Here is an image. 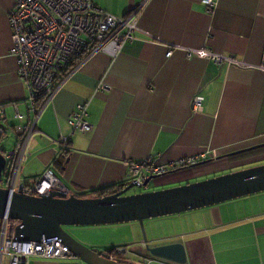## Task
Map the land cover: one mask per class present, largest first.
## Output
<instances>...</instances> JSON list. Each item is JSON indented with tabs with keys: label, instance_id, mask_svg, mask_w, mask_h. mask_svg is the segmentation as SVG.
<instances>
[{
	"label": "crops",
	"instance_id": "1",
	"mask_svg": "<svg viewBox=\"0 0 264 264\" xmlns=\"http://www.w3.org/2000/svg\"><path fill=\"white\" fill-rule=\"evenodd\" d=\"M211 1L214 10L207 14L202 0H92L114 16L135 10L134 39L115 57L88 56L43 106L15 188L31 187L50 168L68 194L94 197L99 189L118 191L129 183V162L152 159L169 166L204 152L215 156L158 176L151 191L263 165L264 146L244 160L228 154L264 144V0ZM12 6L13 0H0V106L3 127L17 144L22 138L17 131L29 126L32 114L16 57L9 54ZM199 49L241 65L201 58L194 53ZM196 94L204 98L199 113L191 110ZM79 103H87L86 133L72 132L69 124ZM61 150L68 153L62 164ZM125 225L111 228L127 235V245L117 248L138 258L140 228L137 222ZM144 228L150 247L183 244L185 264H264V192L149 219ZM28 264L87 263L31 258Z\"/></svg>",
	"mask_w": 264,
	"mask_h": 264
},
{
	"label": "built area",
	"instance_id": "2",
	"mask_svg": "<svg viewBox=\"0 0 264 264\" xmlns=\"http://www.w3.org/2000/svg\"><path fill=\"white\" fill-rule=\"evenodd\" d=\"M202 3L206 13L211 14L214 3L211 0H202ZM134 11L124 18L104 12L97 8L92 0H13V6L8 12L11 32L9 54L16 57L19 79L26 84L32 121L27 127H19L17 133L22 138L11 152L0 149L5 157L7 169L12 171L8 187L15 188L26 142L34 131L43 106L53 99L75 66L81 64L88 56L102 52L115 57L126 43L134 39L137 30ZM194 53L218 64L239 63L231 56L216 55L203 49L195 50ZM170 55L171 50L166 56ZM39 95L45 97L41 108L36 105ZM203 103V96L194 95L191 101L192 112H202ZM86 110L87 103L76 105L69 119L72 132L86 133L91 130V125L85 119ZM4 118V109L0 106V140L7 135L2 124ZM68 141L69 136L62 138V149L66 148ZM208 156L214 157L215 152H204L180 159L169 166H161L152 159L129 162V183L141 185L150 176L158 177L169 171L191 166L198 161L209 159ZM50 190L67 193L53 170L48 168L31 187L24 190V193L38 196ZM1 219L0 264H28L31 258L76 259L59 240L40 238L38 241L22 242L16 239L15 228L20 225V221L7 217ZM116 252L125 254L126 249L118 248Z\"/></svg>",
	"mask_w": 264,
	"mask_h": 264
},
{
	"label": "water",
	"instance_id": "3",
	"mask_svg": "<svg viewBox=\"0 0 264 264\" xmlns=\"http://www.w3.org/2000/svg\"><path fill=\"white\" fill-rule=\"evenodd\" d=\"M263 146L256 145L228 155ZM6 166L5 157L0 152V182ZM156 178L150 176L141 185L129 183L111 194L86 198L68 194V190L67 193L50 190L44 195L29 196L24 194L23 185L0 188V218L20 221L15 228L16 239L22 242L38 241L40 238L59 240L76 258L87 264L127 263L114 259L113 251L103 252L86 247L68 234L64 227L137 222L143 240L139 253L144 250L150 258L138 255L141 264H150L154 259L162 261L161 264H185L183 244L176 242L154 247L147 244L144 221L263 192L264 164L173 188L127 195L131 188L146 187Z\"/></svg>",
	"mask_w": 264,
	"mask_h": 264
},
{
	"label": "rangeland",
	"instance_id": "4",
	"mask_svg": "<svg viewBox=\"0 0 264 264\" xmlns=\"http://www.w3.org/2000/svg\"><path fill=\"white\" fill-rule=\"evenodd\" d=\"M16 141L17 140H16L15 134L13 132H8L7 135L0 140V149L4 152L9 153L15 148ZM229 172H227V173H229ZM4 173L8 177H10V179H9V181H7L6 179H3V176H2V181L0 182V188H6L9 184V182L11 181V178H12V175H11L12 171L10 168L6 169ZM220 175H222V174H220ZM217 176H219V175L217 174L216 176H211L207 179L217 177ZM152 189H153L152 183L150 182L146 187H133V188H131L127 192V195L149 192ZM163 217H165V216H163ZM159 218H162V217H159ZM147 221L148 220L144 221V226L146 225ZM130 223L131 222L109 224V225H100V226H66V227H64V229L72 237H75V238L77 237V239H79L80 241L85 242V240H86V242H88V243H93V244L97 245V248H90V247L86 246L85 244H83L90 249H93V250L96 249L97 251H103V252H109V251L113 250V253H115L114 255H115L116 260L120 256V257H123L122 259L125 263L138 264V263L142 262L139 258H135V257L133 258L130 255H127V253L126 254H121V253L116 254V251L118 250L117 247L127 245V242H126L127 235L122 233V232H115L114 230L111 229L114 226H124L125 224H130ZM138 227H139V224H138ZM145 234H146V237H149L148 233L146 231H145ZM140 235H141V232H140ZM125 248H131V246H128ZM150 264H157V263L154 260H152V262Z\"/></svg>",
	"mask_w": 264,
	"mask_h": 264
},
{
	"label": "trees",
	"instance_id": "5",
	"mask_svg": "<svg viewBox=\"0 0 264 264\" xmlns=\"http://www.w3.org/2000/svg\"><path fill=\"white\" fill-rule=\"evenodd\" d=\"M44 101H45V97L43 95H39L38 99H37V102H36V105H37V108H41V106L44 104ZM263 150V148H261ZM261 149H257V150H252V151H248V152H243V153H238V154H234L233 156H231L232 159H236V160H244V159H247L249 158L250 155H255L257 152L261 151ZM67 151L66 150H61L60 152V164H62V159H65L67 157ZM58 162V164H59ZM59 164V165H60ZM246 168L245 166L244 167H240L239 169H244ZM238 170V169H237ZM3 179H6L7 181L9 180V177L4 173L3 174ZM128 182H125V184L123 183L122 185H119V188L122 189L123 186H126L128 185L127 184ZM112 192H115V191H108L106 189H99L97 191L94 192V197H101V196H104V195H107V194H111ZM76 197H79V198H85V197H88L86 193H82V194H78V195H75ZM1 218H0V226H1ZM113 251V250H111Z\"/></svg>",
	"mask_w": 264,
	"mask_h": 264
},
{
	"label": "flooded vegetation",
	"instance_id": "6",
	"mask_svg": "<svg viewBox=\"0 0 264 264\" xmlns=\"http://www.w3.org/2000/svg\"><path fill=\"white\" fill-rule=\"evenodd\" d=\"M141 254H142L143 257H144V256L147 257V255H146L147 252H145L144 250L141 252ZM143 254H144V255H143ZM113 258L115 259V256H114ZM122 258H123V257H120V256H119V257L117 258V260H118L119 262L125 263V262L123 261ZM147 258H148V257H147ZM148 259H150V258H148ZM154 260H156V259H154ZM127 264H130V263H127ZM138 264H140V263H138Z\"/></svg>",
	"mask_w": 264,
	"mask_h": 264
},
{
	"label": "bare ground",
	"instance_id": "7",
	"mask_svg": "<svg viewBox=\"0 0 264 264\" xmlns=\"http://www.w3.org/2000/svg\"><path fill=\"white\" fill-rule=\"evenodd\" d=\"M27 187H24V190L26 189ZM24 190H23V192H24ZM25 194V193H24ZM27 195V194H26ZM30 196V195H29ZM31 196H33V195H31Z\"/></svg>",
	"mask_w": 264,
	"mask_h": 264
}]
</instances>
